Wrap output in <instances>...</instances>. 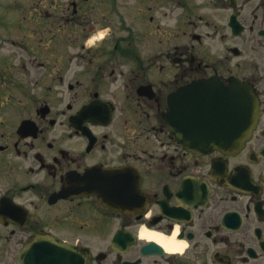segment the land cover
<instances>
[{
    "label": "flooded vegetation",
    "instance_id": "obj_1",
    "mask_svg": "<svg viewBox=\"0 0 264 264\" xmlns=\"http://www.w3.org/2000/svg\"><path fill=\"white\" fill-rule=\"evenodd\" d=\"M135 1L127 35L116 0L13 5L25 60L0 66V264H264V0ZM159 3L183 8L178 33L159 34ZM101 33L111 48L87 45ZM30 34L88 66H27ZM234 78L259 100L252 137L190 150L171 96L212 79L221 99Z\"/></svg>",
    "mask_w": 264,
    "mask_h": 264
},
{
    "label": "water",
    "instance_id": "obj_2",
    "mask_svg": "<svg viewBox=\"0 0 264 264\" xmlns=\"http://www.w3.org/2000/svg\"><path fill=\"white\" fill-rule=\"evenodd\" d=\"M193 87L199 88L197 93H200L199 97H194L198 100L190 95V108L195 102H199L200 107L190 110L188 116L183 117L181 106L188 86L180 88L171 102L169 117L179 140L195 151L231 150L251 137L259 118V101L250 85L234 79L231 94L219 101L212 79L193 81L190 88Z\"/></svg>",
    "mask_w": 264,
    "mask_h": 264
},
{
    "label": "rangeland",
    "instance_id": "obj_3",
    "mask_svg": "<svg viewBox=\"0 0 264 264\" xmlns=\"http://www.w3.org/2000/svg\"><path fill=\"white\" fill-rule=\"evenodd\" d=\"M19 1L21 3V0H0V66H6L7 64L11 66H23V65H17L19 60L22 58L25 60V56L23 55L24 51L20 49V45L12 44L11 37H15L16 40H20V37H18L19 34L15 33L17 29L13 28L12 24H18L20 20L22 19V13L21 8L13 7V5ZM25 1V0H22ZM28 1V0H26ZM32 1V0H31ZM35 2L38 0H34ZM196 1V0H195ZM116 2L119 5H122L125 12H122V9H120V12L125 14L126 19V26H122V29L118 28V34L120 35H127L131 31L133 32L134 28V20H135V13H136V1L135 0H116ZM29 4H34L33 2H29ZM47 8V7H45ZM121 8V7H119ZM33 7H29V12L26 13L28 15H33V19H31L32 22L36 21V13L33 10ZM182 11L183 8L181 6H178L177 4L172 7L168 6H162L160 3L158 4V17H157V23L159 26V34L161 31H163L165 28H168L171 26L173 28L174 34L178 33L180 31L183 22L185 18H182ZM184 12V11H183ZM115 13V12H114ZM148 13V12H147ZM166 14V15H165ZM113 15V14H112ZM117 18L121 15H117ZM114 18V17H113ZM117 18L115 17V21H117ZM29 21V23L32 24V22ZM197 21V20H195ZM201 23V22H200ZM212 28H209L208 26L204 25L203 27L197 28L194 30L195 32L202 33L206 30H211ZM19 30V29H18ZM105 30V29H104ZM192 30V28L190 29ZM106 30L104 31V33ZM192 33V32H191ZM21 34V33H20ZM111 37L110 39H107ZM113 36L106 35L104 41L102 37L98 35L97 38H92L87 45H94L95 47L99 46L101 43H104L106 48H111L114 44ZM204 39V35H203ZM116 40V38H115ZM190 43L196 44L197 47L200 46V44L197 41H193L191 34H190ZM33 41H35L31 34L29 35L28 42H29V48H30V60L27 63V66H88L85 62H82L74 57L73 61L69 62L68 58L65 60V64L58 61L57 55L55 54V45L54 43H49L46 40L43 42V47L38 54L39 51L32 50ZM178 42L176 38H174V43ZM205 45L213 46V40L212 38H207ZM72 51H75V49H69ZM75 55V54H74ZM37 57V60L33 62L34 58ZM99 58V57H97ZM40 61L44 62V65H40Z\"/></svg>",
    "mask_w": 264,
    "mask_h": 264
},
{
    "label": "bare ground",
    "instance_id": "obj_4",
    "mask_svg": "<svg viewBox=\"0 0 264 264\" xmlns=\"http://www.w3.org/2000/svg\"><path fill=\"white\" fill-rule=\"evenodd\" d=\"M100 36H103V34H100Z\"/></svg>",
    "mask_w": 264,
    "mask_h": 264
}]
</instances>
